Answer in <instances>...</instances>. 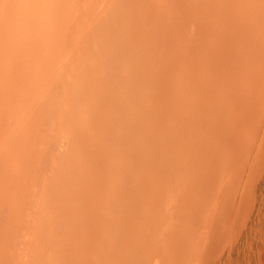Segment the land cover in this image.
<instances>
[{"label":"rangeland","instance_id":"rangeland-1","mask_svg":"<svg viewBox=\"0 0 264 264\" xmlns=\"http://www.w3.org/2000/svg\"><path fill=\"white\" fill-rule=\"evenodd\" d=\"M0 264H264V0H0Z\"/></svg>","mask_w":264,"mask_h":264},{"label":"bare ground","instance_id":"bare-ground-1","mask_svg":"<svg viewBox=\"0 0 264 264\" xmlns=\"http://www.w3.org/2000/svg\"><path fill=\"white\" fill-rule=\"evenodd\" d=\"M88 3H90V2H88ZM100 4H101V2H100ZM99 4V5H100ZM98 5V4H97ZM104 7V6H103ZM129 8H131V7H129ZM93 9H95V8H93ZM111 9V8H110ZM109 12H111V10L109 11ZM97 13V12H96ZM96 13H95V15H96ZM105 13V12H104ZM114 13V12H113ZM113 15V14H112ZM147 21V20H146ZM139 23V22H138ZM139 27H141V26H139ZM122 46V45H121ZM123 50V49H122ZM123 52V51H122ZM71 88H72V86H71ZM71 90V89H70ZM73 91V90H72ZM71 91V92H72ZM215 177V176H214ZM203 194V193H202ZM189 195V194H188ZM188 203V202H187ZM209 204V203H208ZM200 206V205H199ZM203 206V205H202ZM201 207V206H200ZM183 209V208H182ZM196 209H198V208H196ZM201 209H199V211H200ZM191 213V212H190ZM193 213V212H192ZM191 213V214H192ZM197 213V212H196ZM188 214V213H187ZM174 217H175V215H174ZM183 217V216H182ZM194 217V216H193ZM186 218V217H185ZM189 218V217H188ZM176 219V218H175ZM194 219V218H193ZM185 223V222H184ZM187 224H190V223H187ZM166 225V224H165ZM193 225H195V224H193ZM178 226V225H177ZM179 227V226H178ZM199 227V226H198ZM164 228V227H163ZM182 228V227H181ZM193 228V227H192ZM209 228H210V225H209ZM165 229V228H164ZM167 229V228H166ZM183 229V228H182ZM191 229V228H190ZM160 230V229H159ZM185 230V229H184ZM171 231H173V229L171 230ZM183 231V230H182ZM160 232V231H159ZM174 232V231H173ZM176 232H177V230H176ZM175 233V232H174ZM207 234V233H206ZM190 235V234H189ZM168 236V235H167ZM161 241V240H160ZM193 242V241H192ZM164 243V242H163ZM162 244V243H161ZM166 244H168V243H166ZM158 246V245H157ZM157 246L155 247V248H157ZM164 246V245H163ZM170 246V245H169ZM193 246V245H192ZM168 247V246H167ZM169 252V251H168ZM168 254V253H167ZM170 254V253H169ZM168 254V255H169ZM170 256V255H169ZM161 257V256H160ZM160 260V259H159Z\"/></svg>","mask_w":264,"mask_h":264}]
</instances>
